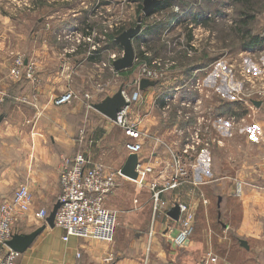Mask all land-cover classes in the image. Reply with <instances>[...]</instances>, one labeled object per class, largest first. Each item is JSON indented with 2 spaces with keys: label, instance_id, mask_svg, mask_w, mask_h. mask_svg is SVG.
Returning a JSON list of instances; mask_svg holds the SVG:
<instances>
[{
  "label": "crops",
  "instance_id": "0c3cea01",
  "mask_svg": "<svg viewBox=\"0 0 264 264\" xmlns=\"http://www.w3.org/2000/svg\"><path fill=\"white\" fill-rule=\"evenodd\" d=\"M102 6L109 11V5ZM79 19L75 12L71 18L63 16L64 30ZM73 27L85 33L80 24ZM116 42L119 45L115 47L123 50ZM63 43L59 50H41L42 54L35 51L34 56L30 54L32 58L27 56V60L37 61V82L16 79L9 73L8 65L0 64V203L19 187H27L33 195V207L16 224L15 233L30 234L46 225L34 242L19 254L16 264H214L208 259L211 253L204 254L207 233L203 238L197 237L196 232L216 230V226L209 222L196 224L194 235L185 251H181L173 240L180 222L169 216L174 206L185 204L194 218L206 216L208 220L214 197L216 221L224 230H234L244 257L242 262L232 260L227 263L214 255L218 259L216 264H264V121L256 117L259 111L264 112V96H255L250 108H242L243 103L225 96L230 83L224 78V68H216V78L201 77L211 68V63L187 65L183 78L171 77L168 84L162 79L144 89L138 88L135 82L136 66L120 71L119 88L123 87L130 94L140 89L142 99L132 105L130 116L142 133L140 156L154 172L136 180L126 176L120 178L118 188L106 198V206L115 209L119 215L113 243L75 236L65 241L61 228L50 227L46 219L35 216L39 208L51 212L58 202L60 174L66 159L84 153L110 168L121 169L129 156L126 143L134 141L125 130L88 106L114 95L119 89L113 83L102 87V81L107 83L105 75L110 74L107 73L110 70L102 69L101 65L105 66L103 60L115 53L114 45L94 51L88 42L63 40ZM255 48H250V52L247 51L249 48L245 49L238 55L252 53L254 58L250 60V66L253 70L264 66V46ZM192 55L187 52L188 57ZM215 61L224 65L225 55L222 53ZM176 65L171 70L177 67L180 71V66ZM97 73H103L98 80ZM196 74L201 77V82H205L201 88L188 83ZM254 86L264 88V81ZM162 87L167 91L163 92ZM69 89L78 90L80 96L70 104L56 106L54 99ZM103 89L105 92L101 94ZM85 93L90 94V100L83 97ZM166 95L171 98L169 108L164 106ZM231 115L243 117L247 125H256L262 132L260 137L243 131L240 121L225 133L218 123ZM110 124L119 128L121 134L117 135ZM196 130L209 143L197 148V158L191 160L189 166L191 179L163 192L162 199L167 206L154 213L152 184L155 182L160 188L171 175L167 147L178 150L189 145ZM230 142L233 147L228 155L226 150ZM236 180L244 183L241 197L234 194ZM130 185H133V195L128 193ZM127 202L132 206L125 208ZM228 204H233V209ZM133 231L135 233L131 234ZM110 253L114 259L106 262Z\"/></svg>",
  "mask_w": 264,
  "mask_h": 264
},
{
  "label": "rangeland",
  "instance_id": "374dc122",
  "mask_svg": "<svg viewBox=\"0 0 264 264\" xmlns=\"http://www.w3.org/2000/svg\"><path fill=\"white\" fill-rule=\"evenodd\" d=\"M170 1L171 7L155 12L150 17L143 18L138 36L139 39L137 38L133 42L135 53L140 52V47L143 45L150 55L168 58L175 61L176 66H180V71L176 70V67V69L167 73L163 78V82L166 81L165 84L171 77L183 78L184 68L187 65L199 66L201 63L208 62V59L222 56L223 53L225 55L223 63L226 66L224 70L225 78H237L242 82L244 93H247V89L250 88L248 84V70L251 69L250 63L252 61L250 60L254 57H252V53L251 55L243 53L241 57H238L239 53L245 50L244 44L246 43L242 40V32L238 28L241 27L242 21L247 20V22L245 21L247 24L241 27L242 30H249L252 34L264 35V0ZM105 3L109 5V11L102 6ZM140 3L143 7V0ZM138 6L139 3L133 0H0V64L8 65L11 68L15 58L19 55L26 59L32 58L35 51H40L42 54L41 50L61 49L64 46L63 40H65L63 38L65 28L62 26L61 18L63 16L71 18L74 12L78 19L80 18L75 24H80L81 27L83 26L94 32V41L96 43L99 42L100 50H103L105 47L112 45L108 37L115 33L117 29L124 28V31L134 28L138 24V18L143 15L142 9L140 12H137ZM200 12L210 15L205 21L206 24L204 23L201 28L198 27V23L190 26L189 22H192L190 20H194L195 15L199 16ZM173 20H176V22L173 23ZM73 23L67 29L68 33L74 30L75 27L73 26L75 24L73 25ZM157 27L161 28L159 32L161 35L159 37H157L158 31L157 33L155 32V28ZM104 36L106 40L101 41V38ZM78 37L76 36V38ZM188 43H193L198 48L195 51L196 53L192 51L191 54L193 55L191 57L187 56L185 50V47H189ZM113 49L116 54L120 56L123 54V50L120 47L113 46ZM31 53L32 56H30ZM111 54L108 59L103 60L106 65H101L102 69L106 68L110 70L107 71L110 74L105 75V77H108L105 80L107 83L104 84V81H102V87L104 88L113 83V86L118 89L121 77L115 73L112 63L109 61V59L111 60ZM26 61L34 64L35 77L38 78L36 59H26ZM258 62H261V59ZM234 66L236 71L234 70ZM214 69V67H211L201 77L206 78L210 75L209 78H215L216 72H214ZM100 75L102 76L103 73L95 74L97 80L100 79ZM262 82V80L257 81V83ZM163 89L162 87L161 90L163 91ZM228 89L226 87V95ZM166 91L164 89L163 92ZM101 92L103 94L105 90ZM258 97L263 96L257 95L255 98ZM251 105L250 103L248 105L244 104L242 108H246L245 106H249L250 108ZM256 117L260 118V121L263 122L264 112L259 111ZM110 126L117 132V135L121 134V130L115 125L110 124ZM227 146H229V151L226 150V153L229 155L233 146L231 142ZM132 188L133 185H130L128 192L130 195H133ZM211 202L212 206L209 210L208 220L206 216L204 219H196L195 217L193 224L194 228L196 224L200 225L204 222L206 224L209 222V224L216 226V230H198L196 232L197 237L200 235L203 238L207 233L208 244L205 245L204 254L211 253L217 255L221 260H227V263L232 262V260L242 262L244 257L243 253H241L242 249L234 235V230H224L221 224L217 223L216 198L214 197ZM132 204L134 205V203ZM228 205L229 208L233 209V204ZM131 206L128 202L124 204L125 208ZM134 206L135 208H139V205L138 207ZM108 208L115 211L112 207L108 206ZM117 216L119 217L118 214ZM194 228L191 237L195 233ZM133 233L135 232H131V234ZM184 249L180 250L185 251Z\"/></svg>",
  "mask_w": 264,
  "mask_h": 264
},
{
  "label": "built area",
  "instance_id": "2783aa9c",
  "mask_svg": "<svg viewBox=\"0 0 264 264\" xmlns=\"http://www.w3.org/2000/svg\"><path fill=\"white\" fill-rule=\"evenodd\" d=\"M208 16L210 17V15ZM189 24L190 26L194 25L192 22H189ZM202 26L203 23H198L199 28ZM84 31L85 33H80L74 28V30L68 33L67 30H64L63 38L65 40H75L76 36H79L76 38V41L91 43L92 50H99L101 48L100 43L94 41L95 33L85 27ZM104 40H106L105 36L101 38V41ZM188 45L189 47H185L187 52L192 53V51L194 52L198 50L195 44L188 43ZM251 49L249 48L247 51L250 52ZM142 51L144 52V55H150L144 46H142ZM121 56L113 53L111 55V60L114 61ZM215 62L216 61L210 64L211 67L215 68L214 72H216V68H224L225 70V64L222 65L221 61ZM217 63L219 66L216 65ZM174 64L175 61L170 59L163 60L161 58H156L152 61H148L145 57L139 56L135 53L133 66H136L137 77L135 82L138 88L140 86V81L143 78L155 81L162 80ZM253 68L254 67L251 66V69L248 70V83H250L251 87L248 88L247 93H244L242 89V82L236 80V78L226 79L225 71L223 72L225 80L230 83L228 93L227 95L225 94L226 98L234 102H241L248 105L249 103H254L253 99L255 96H264V88H256V86H254L257 81H264V66L261 68L256 67V70H253ZM115 73L119 75V72L115 71ZM10 74L16 79L27 78L34 82L38 81L35 77L34 64L26 61V59L20 55L15 58L13 65L10 68ZM192 78L193 83H191ZM192 78L188 83L190 85L193 84L196 88H201L202 85L205 84V82H201V77L197 74ZM123 95L126 99L127 105L117 114L116 120L111 121L125 130L126 135L134 140L126 143V149L128 154H138V165L136 170L138 172V178H142L143 176L150 175L154 172V168L149 166L144 158L140 156L143 150V143L142 140H140L142 133L139 131L136 122L131 120L130 116L132 105L141 100L142 97L140 89L133 94L123 90ZM79 96L80 94L78 90L69 89L63 94L57 96L54 99V104L56 106L70 104ZM83 97L87 100H90L91 98L88 93L83 94ZM164 98V106L169 108L171 98L169 95H166ZM185 104L186 103H183V105ZM88 106L91 107L92 104H88ZM238 121L243 123V131L258 134L259 137L262 134L256 125H247V122L244 121L243 117L240 118L236 115H231L224 121L220 120L218 125L219 128L224 129L225 133H227V131L233 129ZM191 138V143L182 149L175 150L169 146L167 147L171 159V163L168 166L171 175L170 179L160 188H157L158 185L155 182L152 184L154 213L163 211L167 206V202L162 199L163 192L175 189L184 181L191 179L192 174L189 170L191 160L197 158V148L200 145L207 146L209 143L208 140L203 139L198 130L192 134ZM122 177H124V175L121 174L120 169L110 168L102 162L95 161L88 154L78 153L64 161V167L60 174L61 192L58 196V202H60L61 205L56 212L55 226L64 231L63 238L65 241H68L70 237L75 236L78 238L97 239L107 243H113L119 222L117 212L106 206V198L118 188L119 180ZM243 191L244 183L236 180L234 183V194L237 197H241ZM33 203L32 193L24 186L19 187L10 198H6L0 203V264H16L20 253L10 249L6 243L15 234V226L22 216L32 209ZM178 206V221L180 222V229L173 240L174 245L177 248H185L193 232L194 214L190 211L187 205L178 204ZM49 213L48 209L39 208L35 212V216L40 220H45ZM78 256H80V254H78ZM113 257V253H110L105 261L111 262L114 259ZM208 259L214 264H216L218 260L217 257L212 254H208Z\"/></svg>",
  "mask_w": 264,
  "mask_h": 264
},
{
  "label": "water",
  "instance_id": "95a60500",
  "mask_svg": "<svg viewBox=\"0 0 264 264\" xmlns=\"http://www.w3.org/2000/svg\"><path fill=\"white\" fill-rule=\"evenodd\" d=\"M162 3V0H143V15L138 18V24L134 28H129L119 34L116 40L123 47V55L116 60L113 61L114 70L117 72L130 69L134 65L135 58V48H134V40L137 36H139L141 30V23L144 17H150L154 14L157 7H159ZM157 84V81L150 80L148 78H143L140 81V89H144L148 86H154ZM123 87H120L118 91L112 95L103 99L101 102L93 104L92 107L106 116L108 119L115 121L117 118V114L122 110L123 107L127 105L126 99L123 95ZM260 102H256L257 105ZM0 118V122H1ZM138 165V154L131 153L126 159L125 164L120 169L122 175L136 180L138 178V172L136 167ZM61 203L57 202L49 215L46 218L47 225L50 227L55 226V216L56 212L59 209ZM169 216L174 220L178 219L179 216V206H174L169 211ZM46 225L41 226L30 234H18L15 233L12 238L6 243L7 246L18 252H24L36 239L38 235H40L45 229Z\"/></svg>",
  "mask_w": 264,
  "mask_h": 264
},
{
  "label": "trees",
  "instance_id": "16d2710c",
  "mask_svg": "<svg viewBox=\"0 0 264 264\" xmlns=\"http://www.w3.org/2000/svg\"><path fill=\"white\" fill-rule=\"evenodd\" d=\"M134 2H136V3H139V6H138V10H137V12H140V10L142 9V5H141V1L142 0H133ZM172 6V4H171V1L170 0H162V3H161V5L159 6V7H157L156 8V10H155V12H158V11H160V10H164V9H167V8H169V7H171ZM154 12V13H155ZM195 14H197V13H195ZM200 15L198 16H196L195 15V17H194V20H190V21H192L194 24H197V23H205L206 24V20H207V18H209V16L208 15H206L205 13H203V12H200L199 13ZM205 14V15H204ZM204 17H206V18H204ZM178 19V18H177ZM174 21V20H173ZM245 21L247 22V20H244V21H242L241 22V27H243L244 25H246L247 23H245ZM186 26H187V24H186ZM241 27L240 28H238L239 29V31L240 32H242V40L244 41V42H246L245 44H244V48L245 49H248V48H255V47H260V46H264V35H258V34H252L251 32H249V30H242L241 29ZM123 29L124 28H119V29H117L116 31H115V33H113L112 35H110L108 38H110V40H111V42H112V45H114V46H116V45H119L117 42H116V38H117V36L119 35V34H121L122 33V31H123ZM156 30H155V32L157 33V31H158V33H157V37H158V34H159V32H160V27H157V28H155ZM144 33V32H143ZM139 39V37L137 36L135 39ZM186 54H187V52H186ZM137 55H139V56H143V57H145V59H147L148 61H152V60H154V59H156V58H161V57H154V56H152V55H148V56H146V55H144V52L141 50L140 52H137ZM161 59H163V60H165V59H168V58H161ZM217 59V57H215V58H211V59H208L207 61L208 62H206V63H201V64H199V65H201V66H205V65H207V64H210V63H212L213 61H215ZM174 65H176V63L174 64ZM120 73V72H119Z\"/></svg>",
  "mask_w": 264,
  "mask_h": 264
}]
</instances>
